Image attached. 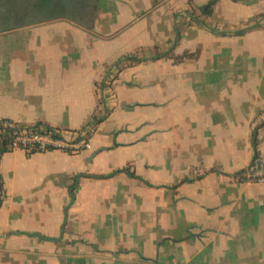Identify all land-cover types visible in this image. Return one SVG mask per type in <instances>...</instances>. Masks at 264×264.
Wrapping results in <instances>:
<instances>
[{"label":"crops","instance_id":"obj_1","mask_svg":"<svg viewBox=\"0 0 264 264\" xmlns=\"http://www.w3.org/2000/svg\"><path fill=\"white\" fill-rule=\"evenodd\" d=\"M211 1L0 0V119L103 118L1 155L0 264H264V0Z\"/></svg>","mask_w":264,"mask_h":264},{"label":"built area","instance_id":"obj_2","mask_svg":"<svg viewBox=\"0 0 264 264\" xmlns=\"http://www.w3.org/2000/svg\"><path fill=\"white\" fill-rule=\"evenodd\" d=\"M260 22L264 24V16ZM110 84V82H108ZM264 124V109L253 122L256 129ZM95 128L90 126L79 130H67L48 125L22 124L9 119H0V139L7 137L11 150L22 149L28 153L61 150L68 153H79L92 149L91 135ZM247 183L264 184V158L255 157L245 170Z\"/></svg>","mask_w":264,"mask_h":264},{"label":"trees","instance_id":"obj_3","mask_svg":"<svg viewBox=\"0 0 264 264\" xmlns=\"http://www.w3.org/2000/svg\"><path fill=\"white\" fill-rule=\"evenodd\" d=\"M214 3V0L211 1V3L209 4L208 8L211 7V5ZM208 13V12H207ZM160 56V55H159ZM128 58H131L133 59L134 61H142V59L138 58V57H135V56H127ZM101 88L104 90V88H109L111 84H109L108 82H102L101 83ZM103 120V118H99V119H94L93 121H91L90 123H88V125L86 127H83V128H87V127H95L96 124L100 123L101 121ZM40 125H46L44 123H37L35 124V126H40ZM49 126V125H48ZM8 144H9V140L7 137H2L0 139V158H1V155L6 152L7 150H9V147H8ZM253 145H254V148L255 150L257 151L258 149V141H257V134L254 133L253 134ZM258 156V152H256L255 154V157ZM120 172H127L129 173L131 176H134L136 177V174L132 171H130L129 169L127 168H122V169H118L116 170L114 173L110 174V175H89V174H86V175H82V176H91V177H97V178H107V177H110V176H113L117 173H120ZM240 173H237V175H239ZM79 179H80V176H77L75 177L73 183L70 185V192L74 198L75 194H74V190L77 188L78 184H79ZM187 180H189L188 178L187 179H183V181L181 182H186ZM5 195H6V192H5V188H4V185H3V182L0 181V207L2 206L3 204V201H4V198H5Z\"/></svg>","mask_w":264,"mask_h":264}]
</instances>
